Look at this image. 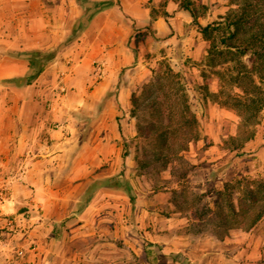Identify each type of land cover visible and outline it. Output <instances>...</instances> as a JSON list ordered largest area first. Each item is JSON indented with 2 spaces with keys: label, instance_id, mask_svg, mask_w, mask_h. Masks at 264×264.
I'll return each instance as SVG.
<instances>
[{
  "label": "crops",
  "instance_id": "obj_1",
  "mask_svg": "<svg viewBox=\"0 0 264 264\" xmlns=\"http://www.w3.org/2000/svg\"><path fill=\"white\" fill-rule=\"evenodd\" d=\"M112 1L93 16L86 31L106 32L102 40L91 42L99 47L103 64L113 69L105 93L116 82L117 71L133 65L109 97L113 102L115 95L124 109L121 97L142 81V61L115 30L131 28L125 19L132 18L136 26L151 24L157 37L169 40L176 35H169L172 29L185 28L192 18L173 0L164 7L168 16L154 20L150 8L162 0ZM79 15L77 0H0V186L8 187L0 199V264H132V252L139 264L159 252L180 251L193 264H249L260 257L261 239L252 242L250 231L191 242L174 229L178 219L173 213H162L173 203L158 202L157 193L137 196L135 227L131 233L126 230L132 227L127 217L132 206L120 178L130 162L127 155L122 158L117 108L95 113L60 104L59 88L77 81L90 56L63 71L61 49L31 83L19 81L30 72L21 52L49 49L65 28L77 27ZM129 75L133 79L126 83ZM123 124L120 120L122 129ZM113 179L116 183L109 184ZM25 225L27 235L21 231ZM18 247L24 250L21 257L15 255Z\"/></svg>",
  "mask_w": 264,
  "mask_h": 264
},
{
  "label": "rangeland",
  "instance_id": "obj_2",
  "mask_svg": "<svg viewBox=\"0 0 264 264\" xmlns=\"http://www.w3.org/2000/svg\"><path fill=\"white\" fill-rule=\"evenodd\" d=\"M173 1L177 5L190 1L199 10L205 7V15L198 19L202 24L237 6L235 0ZM92 2H77L81 14L89 7L92 10ZM131 20L125 19L131 28H117L115 33L132 52L136 48L133 54H136L135 59L142 61V81L136 84L130 95L121 97L126 105L124 109L115 95L113 102L109 101V97L117 93L125 69L133 65L118 70L116 82L105 93V88L111 84L108 80L113 69L103 64L104 61L99 58V47L91 45V42L93 39L102 40L106 32L100 28L88 31L85 28L79 32L74 28H65L67 31L60 32L55 45L49 47L66 42L60 53V59L64 62L61 65L63 71L71 64L80 62L84 55L90 56L89 64H85L77 73V81L69 87L59 88L62 106H83L87 110L92 108L95 113L109 106L117 108L116 120L130 162V165L124 166V175L120 178L132 206L127 214L132 227L126 226V230L131 233V228L135 227L133 208L137 196L148 197L157 193L158 202L173 203V208H163L162 213H173L171 215L178 219L174 229L188 235L191 242L200 236H207L210 240L213 237L223 239L230 231H250L254 234L252 242L261 239V254L256 259H247L248 263L264 264V216L254 227L248 230L244 228L251 220L254 208L264 201V106L254 127V136L236 148L238 140L233 142L231 137L240 138L246 126H240L241 118L230 103L231 96L241 93L229 79L235 72L232 63L207 65V42L196 31L192 21L185 28L172 29L169 35L176 33L172 39L157 37L154 30L152 36L147 35L135 47V34L147 32L149 25L136 26ZM124 78L127 83L128 78L133 79V75ZM183 93L189 112L196 118L198 139L195 140L185 126L178 125L174 127V134L171 132L173 125L170 124H175L179 111L185 109ZM132 95L136 104L131 102ZM186 115H189L188 112ZM120 120L126 126L124 129L120 126ZM164 124L170 125L167 144L173 148L185 144L186 149L171 153L160 146L161 137L155 133V129ZM161 152L168 155L157 160L155 156ZM138 163L146 164L138 166ZM249 192L259 198L256 203H253ZM130 243L129 249H132L133 239H130ZM132 258V264H139L134 252ZM146 260L140 264H193L180 251L171 254L159 252L154 257L148 254Z\"/></svg>",
  "mask_w": 264,
  "mask_h": 264
},
{
  "label": "trees",
  "instance_id": "obj_3",
  "mask_svg": "<svg viewBox=\"0 0 264 264\" xmlns=\"http://www.w3.org/2000/svg\"><path fill=\"white\" fill-rule=\"evenodd\" d=\"M80 1L82 0H77V2ZM235 1V4H237L236 8L229 10L226 14L218 15L217 18L206 24H202L198 20L205 15V7L202 6V10H199L190 1L181 3L179 7L190 14L196 31L207 42L205 48L207 65L232 63L234 67L235 72L230 75L229 79L236 84L241 93L231 96L230 103L241 118L240 126H246L243 130L245 132L240 138L231 137L233 142L238 140L236 143V148H238L254 136V127L258 123L260 110L264 106V0ZM112 4V0L93 1L91 4L92 10L90 7L87 8V11L76 19L77 27L74 28L75 31L79 32L85 29L97 12ZM165 5L166 1H163L157 7L152 6L150 8L151 20H154L157 16H168L164 9ZM160 7L162 8L161 10H159ZM153 34L154 29L150 24L147 27V32H137L134 36L135 47L147 35L152 36ZM65 44L66 42H61L49 49L21 52V55L28 61L30 72L21 77L19 81L26 84L31 83ZM133 52L136 53V48L133 49ZM182 98L184 103H186L185 93L182 94ZM131 102L136 104L133 95L131 96ZM184 108L180 110L181 112L179 111L180 115L177 122L170 124L173 125L171 132L174 134V127H178V125L179 127L185 126L191 133L192 139H198L195 115L189 112L187 103L184 104ZM187 112L188 116L186 115ZM170 125L164 124L155 129V133L161 137L160 146L166 147L171 153L186 149L185 144H178L177 148L167 144ZM126 155V150L123 148L122 158ZM167 155L161 152L155 158L158 160L167 157ZM145 164L138 163V166H144ZM122 172L119 175H122ZM117 177L114 179L117 180ZM114 179L109 184H115L116 181ZM249 195L253 203L259 200L255 193L249 192ZM263 216L264 201L257 208H254L251 220L244 225V228L248 230L254 227Z\"/></svg>",
  "mask_w": 264,
  "mask_h": 264
},
{
  "label": "built area",
  "instance_id": "obj_4",
  "mask_svg": "<svg viewBox=\"0 0 264 264\" xmlns=\"http://www.w3.org/2000/svg\"><path fill=\"white\" fill-rule=\"evenodd\" d=\"M8 190V187L6 185H1L0 186V199L3 198L4 196V193ZM28 227L25 225L21 228V231H22V234L24 235H27L28 234ZM24 254V250L22 247H18L15 249V255L18 256V257H21L23 256Z\"/></svg>",
  "mask_w": 264,
  "mask_h": 264
}]
</instances>
